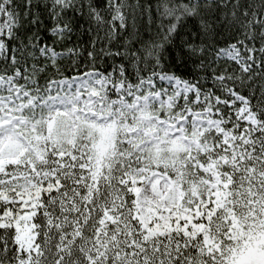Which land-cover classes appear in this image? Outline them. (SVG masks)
Masks as SVG:
<instances>
[{
  "label": "snow or ice",
  "instance_id": "obj_1",
  "mask_svg": "<svg viewBox=\"0 0 264 264\" xmlns=\"http://www.w3.org/2000/svg\"><path fill=\"white\" fill-rule=\"evenodd\" d=\"M0 264H264V11L0 0Z\"/></svg>",
  "mask_w": 264,
  "mask_h": 264
},
{
  "label": "trees",
  "instance_id": "obj_2",
  "mask_svg": "<svg viewBox=\"0 0 264 264\" xmlns=\"http://www.w3.org/2000/svg\"><path fill=\"white\" fill-rule=\"evenodd\" d=\"M250 2H251V10L264 11V5H261L259 3V0H250ZM47 27H51V21L48 22ZM141 29H142L141 30L142 38L147 39L149 33L148 31L143 29L142 22H141ZM39 35L42 40H48L49 42H51L52 37L46 31V28H42L41 31L39 32ZM76 42H79L82 47H86L89 42V37L84 35L83 32L77 33L72 39V43H76ZM136 47H139V45H136ZM57 50L58 51L60 50V45H57ZM175 55H176L175 62L173 63L172 61H169L170 72L174 73L177 77H183L185 80L193 78V76L195 75L193 64L191 62L185 64L184 58L181 55H179L178 52H176ZM97 63L101 70L108 69L110 71L111 69L109 66L111 65L115 67L118 61H113L112 59H108V62L105 63L104 60L102 59Z\"/></svg>",
  "mask_w": 264,
  "mask_h": 264
}]
</instances>
